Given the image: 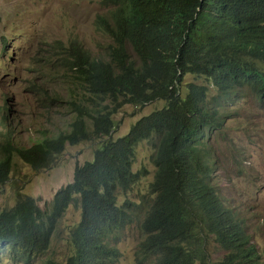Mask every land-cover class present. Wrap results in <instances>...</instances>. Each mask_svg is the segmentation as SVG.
<instances>
[{"label": "trees", "instance_id": "trees-1", "mask_svg": "<svg viewBox=\"0 0 264 264\" xmlns=\"http://www.w3.org/2000/svg\"><path fill=\"white\" fill-rule=\"evenodd\" d=\"M102 2L106 11L95 26L111 40L105 50L95 54L77 38L67 46L59 42L64 55L58 61L83 89L80 101L72 102L74 131L47 127L46 137L31 148L19 145L5 131L10 121L0 106V186L9 180L15 153L42 167L68 141L111 136L112 116L125 104L165 105L125 135L105 140L92 160L75 168L50 207L19 194L12 207L0 211V245L10 247L15 262L32 264L51 247L61 218L79 199L81 220L66 264H115L122 254L118 243L135 214L131 201L119 204L117 192L131 190L146 175V169L132 168L138 145L147 141L155 148L157 170L150 184L155 197L139 223L144 237L137 264H211L210 236L225 252L221 264H264L245 217L223 198L216 160L207 149L221 120L219 108L208 102L211 86L225 96L248 88L264 104V0ZM187 75L209 84L190 82L184 91Z\"/></svg>", "mask_w": 264, "mask_h": 264}, {"label": "rangeland", "instance_id": "rangeland-1", "mask_svg": "<svg viewBox=\"0 0 264 264\" xmlns=\"http://www.w3.org/2000/svg\"><path fill=\"white\" fill-rule=\"evenodd\" d=\"M105 11L102 0H0V106L10 121L5 131L8 135L11 131L19 145L31 148L38 138L46 137L42 129L47 127L57 125L69 134L74 131L77 112L72 102L80 101L83 89L69 67L58 61L64 55L59 42L67 46L77 38L95 54L105 50L111 40L95 26L98 14ZM190 82L209 84L204 78L187 75L184 91ZM47 92L49 100L45 103ZM208 102L210 107L219 108L221 116L219 127L207 140V149L216 160V182L227 204L245 217L264 262V104L248 88L225 96L213 86ZM164 105V101L144 107L125 104L112 116L115 128L111 136L77 144L68 141L42 167H33L15 153L9 180L0 186V211L12 207L19 194L36 198L44 209L50 207L58 189L73 180L75 168L92 160L105 140L125 135L140 118ZM87 125L92 131L90 119ZM154 154L151 143L138 145L132 169H146L147 173L131 190L117 192L119 204L131 201L135 214L118 243L122 254L115 264H137L136 251L144 237L139 223L155 197L150 190L157 170ZM81 212L78 199L61 218L51 247L32 264H46L48 260L67 263L74 253L71 238ZM207 243L211 264H221L223 248L213 236ZM0 264L23 263L12 260L8 245H0Z\"/></svg>", "mask_w": 264, "mask_h": 264}, {"label": "clouds", "instance_id": "clouds-1", "mask_svg": "<svg viewBox=\"0 0 264 264\" xmlns=\"http://www.w3.org/2000/svg\"><path fill=\"white\" fill-rule=\"evenodd\" d=\"M259 249V248H258Z\"/></svg>", "mask_w": 264, "mask_h": 264}]
</instances>
